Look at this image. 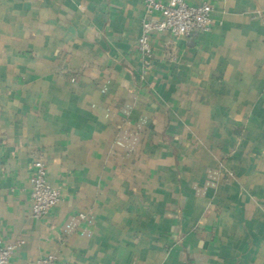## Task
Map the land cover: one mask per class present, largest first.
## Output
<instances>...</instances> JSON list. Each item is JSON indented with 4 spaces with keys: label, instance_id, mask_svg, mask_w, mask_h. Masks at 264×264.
<instances>
[{
    "label": "crops",
    "instance_id": "obj_1",
    "mask_svg": "<svg viewBox=\"0 0 264 264\" xmlns=\"http://www.w3.org/2000/svg\"><path fill=\"white\" fill-rule=\"evenodd\" d=\"M186 1L213 30L147 65L143 0H0L10 264H264V0ZM40 151L64 199L36 219Z\"/></svg>",
    "mask_w": 264,
    "mask_h": 264
},
{
    "label": "built area",
    "instance_id": "obj_2",
    "mask_svg": "<svg viewBox=\"0 0 264 264\" xmlns=\"http://www.w3.org/2000/svg\"><path fill=\"white\" fill-rule=\"evenodd\" d=\"M143 3L145 16L137 48L147 65L151 63L155 54L151 41L155 33L170 32L177 39H188L195 33H208L213 30L214 7L208 2L191 4L186 0H143ZM164 56L170 61L176 60L170 45L165 46ZM49 169L48 156L40 151L34 162V173L31 176L32 216L36 219L45 217L64 199L61 189L50 183ZM22 243V240L11 244H3L0 241V264H10ZM56 262L55 255H48L28 264H56Z\"/></svg>",
    "mask_w": 264,
    "mask_h": 264
}]
</instances>
